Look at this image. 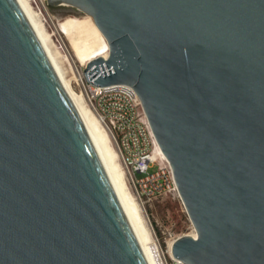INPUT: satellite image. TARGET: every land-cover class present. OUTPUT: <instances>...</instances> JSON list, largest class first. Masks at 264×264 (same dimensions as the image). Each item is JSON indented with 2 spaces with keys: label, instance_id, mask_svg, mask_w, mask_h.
Masks as SVG:
<instances>
[{
  "label": "water",
  "instance_id": "1",
  "mask_svg": "<svg viewBox=\"0 0 264 264\" xmlns=\"http://www.w3.org/2000/svg\"><path fill=\"white\" fill-rule=\"evenodd\" d=\"M93 17L196 235L186 264H264V0H48ZM0 264H149L89 129L19 0H0Z\"/></svg>",
  "mask_w": 264,
  "mask_h": 264
},
{
  "label": "bare ground",
  "instance_id": "2",
  "mask_svg": "<svg viewBox=\"0 0 264 264\" xmlns=\"http://www.w3.org/2000/svg\"><path fill=\"white\" fill-rule=\"evenodd\" d=\"M19 2L37 30L58 75L97 144L109 176L115 186L147 261L149 264H162L160 247L152 242L153 239L151 238L150 229L147 225L144 208L131 191L127 170L121 163V153L116 147L113 135L101 122L96 110L87 103L84 95L74 89L73 75L66 66L67 60H69L72 65L74 61L71 59H76V62L78 61L80 65H82L81 68L76 64V70L82 77L85 73L83 67L85 68L90 62L100 57L106 58L108 56L109 44L106 37L95 23L93 17L89 14H86L84 17L72 15L61 19L56 24V32L66 39V47L72 56V58H70L71 56L68 53L65 54L60 49V46L54 38V33L48 30L41 12L35 8L32 0H19ZM40 2H42L46 11H48L45 0H41ZM71 68H75L74 64ZM159 151L162 156L166 158L160 146ZM192 235H196V232L194 231ZM173 242L174 241H171L169 243L168 248L171 255Z\"/></svg>",
  "mask_w": 264,
  "mask_h": 264
},
{
  "label": "built area",
  "instance_id": "3",
  "mask_svg": "<svg viewBox=\"0 0 264 264\" xmlns=\"http://www.w3.org/2000/svg\"><path fill=\"white\" fill-rule=\"evenodd\" d=\"M38 3L37 0H32ZM90 100L111 131L136 198L143 205L168 194H179L173 168L159 151V144L142 101L130 84L91 87ZM155 168L154 170H150ZM142 174V175H139ZM167 264H186L170 256Z\"/></svg>",
  "mask_w": 264,
  "mask_h": 264
},
{
  "label": "rangeland",
  "instance_id": "4",
  "mask_svg": "<svg viewBox=\"0 0 264 264\" xmlns=\"http://www.w3.org/2000/svg\"><path fill=\"white\" fill-rule=\"evenodd\" d=\"M37 1L38 3H35L34 1L32 2L35 8L41 12L48 30L51 33H54V38L56 39V42L60 46L62 52L65 54L68 53L71 56L68 48L66 47L67 45L66 39L62 35L56 32V24L61 19L67 16L76 15L79 17H84L86 13L83 12L78 13L75 12L74 10L71 9L69 10L67 7H57V8L53 7L51 4H49L48 0H45V4L48 10L46 11L45 6L42 4V2H40L41 0H37ZM70 58H72V56ZM71 60L74 61L73 64L75 68L74 69L71 68L73 64L71 65L69 60L66 61V66L69 68L71 74L73 75L74 89L77 92H81L84 95L87 103L92 108H94L93 103L90 100L91 97L90 90L94 84L89 81L85 73L81 77L79 75V72H77L76 64L77 66H80L82 68L80 62L78 61L76 62V59L74 58H72ZM86 68L87 66L85 68L83 67L84 71ZM121 163L123 164L122 160ZM154 169L155 168H151L150 170L152 171ZM128 182L132 193L136 197L135 186L133 183H131L129 177H128ZM140 204L144 208V213L147 218V225L148 228L150 229L151 238L153 239L152 242L156 244L158 247H160L162 264H167V261H170L171 258L170 257L171 254L168 251L169 243L171 241H174L179 236L185 234H192L195 231L194 225L189 217L186 207L179 194H168L161 197L158 200H155L150 204H146V205H143L142 203Z\"/></svg>",
  "mask_w": 264,
  "mask_h": 264
}]
</instances>
